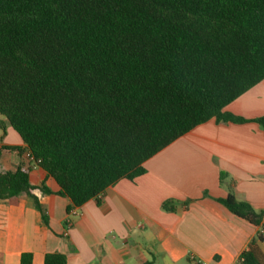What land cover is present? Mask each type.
<instances>
[{"label":"trees","instance_id":"16d2710c","mask_svg":"<svg viewBox=\"0 0 264 264\" xmlns=\"http://www.w3.org/2000/svg\"><path fill=\"white\" fill-rule=\"evenodd\" d=\"M263 79L264 0H0V115L24 144L8 148L22 162L0 172V200L25 194L46 222L25 150L67 212L98 199L198 125L245 122L224 109ZM217 202L264 229V211ZM238 264H264L254 241Z\"/></svg>","mask_w":264,"mask_h":264},{"label":"crops","instance_id":"0c3cea01","mask_svg":"<svg viewBox=\"0 0 264 264\" xmlns=\"http://www.w3.org/2000/svg\"><path fill=\"white\" fill-rule=\"evenodd\" d=\"M224 111L246 121L198 125L148 159L143 175L117 181L73 217L55 181L31 168L46 222L25 194L0 200V264H19L25 253L31 264L46 254H62L66 264H238L253 241L264 258L260 227L217 202L232 195L264 211V128L254 122L264 116V79ZM12 147L24 144L0 115L1 173L22 162Z\"/></svg>","mask_w":264,"mask_h":264},{"label":"built area","instance_id":"2783aa9c","mask_svg":"<svg viewBox=\"0 0 264 264\" xmlns=\"http://www.w3.org/2000/svg\"><path fill=\"white\" fill-rule=\"evenodd\" d=\"M24 158L27 159L30 164H31V168H36L38 167V163L40 162L39 160H37L36 162L34 161L33 157L31 156V154L28 152V151H24ZM77 207H72L69 212H67L68 216L69 217H73V216H76L78 215L77 213V210H76ZM67 223H68V220H67ZM66 235V233H65ZM259 235H264V229L262 227H260V230H259ZM197 264H205L203 262H200V261H197L196 262Z\"/></svg>","mask_w":264,"mask_h":264}]
</instances>
